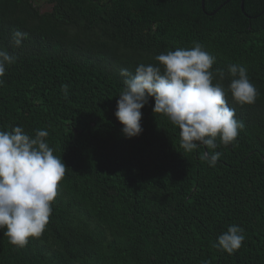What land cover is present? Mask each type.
Instances as JSON below:
<instances>
[{
    "label": "trees",
    "instance_id": "1",
    "mask_svg": "<svg viewBox=\"0 0 264 264\" xmlns=\"http://www.w3.org/2000/svg\"><path fill=\"white\" fill-rule=\"evenodd\" d=\"M51 2L0 0V49L16 58L0 86V130H46L67 166L39 238L19 248L0 230V264H264V0ZM16 31L28 34L20 47ZM195 42L213 69L244 66L259 93L244 105L227 93L245 127L216 149L215 167L204 146L183 153L154 98L136 137L115 116L121 69ZM233 224L245 240L228 254L214 244Z\"/></svg>",
    "mask_w": 264,
    "mask_h": 264
},
{
    "label": "clouds",
    "instance_id": "2",
    "mask_svg": "<svg viewBox=\"0 0 264 264\" xmlns=\"http://www.w3.org/2000/svg\"><path fill=\"white\" fill-rule=\"evenodd\" d=\"M27 35L14 32L13 46L20 47ZM15 59L0 49V86ZM154 59L158 64L141 63L135 73L120 70L125 87L118 95L115 116L123 125L122 133L132 138L143 132L141 110L154 98V114L165 116L179 129L183 153L204 146L209 151L201 159L215 167L222 155L216 149L235 146L245 127L229 106L227 93L240 105L254 104L259 94L247 69L238 64H229L227 72L213 69L216 57L198 42L191 48L160 53ZM226 76L230 78L227 89L221 83ZM63 87L66 92L67 86ZM48 135L46 130L37 129L30 137L22 126L0 130V230L19 248L26 247L30 237L43 234L66 173L67 166L54 154ZM244 240L243 227L233 224L218 236L214 247L233 254Z\"/></svg>",
    "mask_w": 264,
    "mask_h": 264
},
{
    "label": "rangeland",
    "instance_id": "3",
    "mask_svg": "<svg viewBox=\"0 0 264 264\" xmlns=\"http://www.w3.org/2000/svg\"><path fill=\"white\" fill-rule=\"evenodd\" d=\"M34 2L41 9V11H49L53 7L51 0H34Z\"/></svg>",
    "mask_w": 264,
    "mask_h": 264
},
{
    "label": "water",
    "instance_id": "4",
    "mask_svg": "<svg viewBox=\"0 0 264 264\" xmlns=\"http://www.w3.org/2000/svg\"><path fill=\"white\" fill-rule=\"evenodd\" d=\"M241 6L244 8V4H241ZM202 7H203V9L205 8V0H202ZM218 9H219V7L217 9H215L211 14H214Z\"/></svg>",
    "mask_w": 264,
    "mask_h": 264
}]
</instances>
